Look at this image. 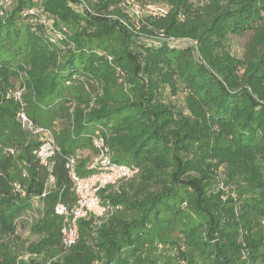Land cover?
<instances>
[{
    "label": "trees",
    "instance_id": "1",
    "mask_svg": "<svg viewBox=\"0 0 264 264\" xmlns=\"http://www.w3.org/2000/svg\"><path fill=\"white\" fill-rule=\"evenodd\" d=\"M129 1L12 0L0 14V234L27 212L36 218L41 237L28 250L48 259L22 264H264V0H135L170 6L135 32L119 19ZM34 7L41 13H27ZM43 17L68 28L62 45L49 42ZM18 78L28 115L42 125L61 118L66 129L54 133L51 167L16 118L8 92ZM95 128L112 159L139 172L103 196L122 212L81 219L65 247L54 207L73 201L65 164L79 151L78 172H88ZM16 141L24 196L1 152ZM5 248L0 264H18Z\"/></svg>",
    "mask_w": 264,
    "mask_h": 264
},
{
    "label": "built area",
    "instance_id": "2",
    "mask_svg": "<svg viewBox=\"0 0 264 264\" xmlns=\"http://www.w3.org/2000/svg\"><path fill=\"white\" fill-rule=\"evenodd\" d=\"M11 2L12 0H0V6L2 7L0 14L4 13V10ZM137 3L135 0H130L126 4L127 14L134 18H139L142 13ZM79 4L89 9V6L84 1ZM147 9L153 15H165L168 12L167 7L156 4L147 5ZM27 13L36 15L37 13H41V11L34 7L29 9ZM119 19L124 26L133 31V28L126 19ZM41 23L44 26V32L49 42L62 45V42L66 38L68 28L66 26L57 28L52 19L44 17L41 19ZM160 35L163 36V34ZM24 90L25 87L19 84L15 89L8 92V96H12L19 103L16 118L22 128L30 132L38 140L39 145L35 150L37 158L43 165L51 167V160L61 151V147L56 141L51 127L36 123L28 115L26 103L23 100ZM92 146L95 153L86 166L88 172L85 175H81L78 172V161L81 158L79 151L71 154L65 164L72 182L71 191L74 199L68 202L59 199L54 207L55 213L62 220L61 238L62 244L65 247H72L77 242L79 238V221L81 219L92 217L96 222H100L104 218L114 214L116 210L121 209V205H114L109 199L103 196L109 188L118 187L121 183L135 177L139 172L138 167L135 165L118 163L112 159V152L101 128L94 129ZM5 150L12 154L16 151L13 147H8ZM53 183L54 178L50 177L41 195L42 198L47 195Z\"/></svg>",
    "mask_w": 264,
    "mask_h": 264
},
{
    "label": "rangeland",
    "instance_id": "3",
    "mask_svg": "<svg viewBox=\"0 0 264 264\" xmlns=\"http://www.w3.org/2000/svg\"><path fill=\"white\" fill-rule=\"evenodd\" d=\"M137 5H139V8L142 12L139 18H134L129 14L124 15L125 17L124 19H126V21L133 28V31L131 32H135L136 30L137 31L141 30L143 26H147L148 28L151 26V25L148 26V23L144 20L145 18L144 16L147 14L149 15V11L147 7L141 3H137ZM165 7L169 8L170 6L166 4ZM124 10L126 11V7ZM248 37L249 35L248 36L244 35V36H238L234 39V45H233L232 50L238 56L242 55L244 44H245V41L248 39ZM182 40L187 43L193 42V39L191 38L190 39L183 38ZM19 83H20V80L18 78L15 80L13 89L16 88L19 85ZM166 96L172 99L178 105H181V103L183 102L182 95H180L179 97L172 96L169 91H166ZM26 108H27V105H26ZM41 121L43 122V120H40V122ZM43 125L51 127L55 135H57L58 133L65 132L66 130L63 125V121H61V118H55L53 120L50 119L49 123H44ZM17 135H20L21 137H23L24 140L33 138V136H31L29 133H26V135L24 134L25 136L21 133H18ZM7 145H10V146H7ZM8 147H13L16 150L15 153L12 154L10 152H7L5 149ZM1 152L3 153L5 158H11L12 160L10 164L9 173L11 176H13L12 178L13 181H11V187H12L13 193L19 196H24L25 192L22 187L23 181H25L29 177V172H28L26 160L22 159L21 157L19 158V155H21L22 153V145L19 143V141H16L15 143H12V144H8V143L4 144L3 149H1ZM120 210L122 209H118L116 210V212ZM35 219L32 220L31 216L27 212L26 215H23L22 217L16 220V231L14 233L0 234V259L1 260L4 258V254H5L4 252H6L5 251L6 246L11 247L12 252L16 254V259H18V264H22L23 262H29L31 261L32 258H37L38 260H41V262H44L45 260L48 259V256L46 253L45 254L44 253H34L28 250L29 246L37 242L41 237L39 234L35 233L33 229L31 228L32 224L35 222Z\"/></svg>",
    "mask_w": 264,
    "mask_h": 264
}]
</instances>
